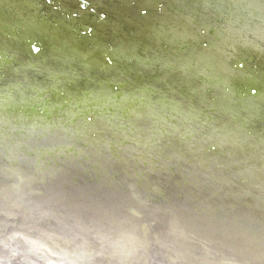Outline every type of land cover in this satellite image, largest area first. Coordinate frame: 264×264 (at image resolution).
<instances>
[{"label":"bare ground","instance_id":"bare-ground-1","mask_svg":"<svg viewBox=\"0 0 264 264\" xmlns=\"http://www.w3.org/2000/svg\"><path fill=\"white\" fill-rule=\"evenodd\" d=\"M214 3L212 7H197L202 12L199 15L212 19L209 32L215 31L217 23L223 24V19L236 17L237 27L233 31L217 27L227 30L225 33H234L245 25L235 16L234 8L221 7L217 0ZM20 9L17 11L15 5L0 0V12L7 16L3 28L10 29V36H18L15 31L21 30L30 31L31 36L40 34L46 18L37 19ZM28 17L38 24L30 23ZM178 18L184 19L181 14ZM70 19L74 20L72 16ZM261 20L259 24L264 26V19ZM259 28L264 34L263 27ZM127 41L114 42L117 50L138 48L134 40ZM188 67L189 62L185 61V71ZM192 70L205 75L198 67ZM54 91L53 95L38 92L31 97L22 93L21 103L13 101L10 92L0 94V264L264 261L262 255L255 253L259 248L264 254V242L244 236L243 214L237 209L233 227L223 231L227 217L222 215L219 219L217 214L220 196L217 192L215 196L207 193L192 172L196 165L222 162L220 159L226 157L225 161L239 167L240 176L244 171L260 186L264 184L263 137L253 138L239 127L220 123L208 111L194 106L185 108L173 100L154 99L145 93L96 91L68 97ZM6 146L9 154L2 153L1 148ZM180 161L185 162V174L175 180H185L186 185L176 181L181 185L175 187L171 175H167L168 189L163 179L156 181L155 176L167 174L162 171L168 172ZM140 162L145 164L142 172H148L144 180L132 174V170L140 171L134 168ZM116 172H120L121 179L115 187L120 186L125 194L110 197L102 187H109L111 173ZM205 194L210 198L205 199ZM109 204L123 212L107 207Z\"/></svg>","mask_w":264,"mask_h":264},{"label":"water","instance_id":"water-1","mask_svg":"<svg viewBox=\"0 0 264 264\" xmlns=\"http://www.w3.org/2000/svg\"><path fill=\"white\" fill-rule=\"evenodd\" d=\"M218 2L220 3V1ZM220 4L227 9L234 8V6L226 2H221ZM0 14V21H2L0 22V69H4L8 67L11 62L17 61V65L11 72V78L8 80L9 83L5 82L4 85L0 83V94L10 92L12 94L11 99L17 103H21L22 98L20 97L22 93H25V95L27 94L28 97L36 95L38 92H43L45 95H53V92H55L54 90L61 91L60 94H65V96L68 97H77L78 95L86 96L96 91L106 93L119 92L122 94L145 93L154 99L173 100L178 104H182L185 108L194 106L202 112L208 111L212 113L220 123H226L231 127H239L241 130L250 133L253 138H264V78L262 75L240 77L234 70L230 69L223 60L207 65L202 61L198 53L191 51L184 57L172 59L159 55L160 58L152 57L150 61H148L149 65H154L156 62L160 61L163 71L166 70L168 72L170 71L169 73H178V76L174 75L176 77L173 78V84L170 85H160L158 82L159 79H165L169 76V74H165L161 75L163 78L156 80L149 77L150 79L144 80V86L140 85L142 82L139 84L134 83L137 81L135 78L131 81L130 78H123L122 76L113 78L105 76L102 81L92 88L88 86L83 88L78 85L74 87L70 84L71 80L76 79L82 71L90 74L89 70H91V67H85L87 66V61L77 56L75 51L66 50L69 40L64 39L65 37H59L56 40L57 42H55L57 43L55 47L47 49L45 54L39 57L37 56L41 53L40 49H42L40 42L37 44L38 38H40V41L43 40L44 43L54 42L52 36L55 37L54 32L59 30L60 26H56L54 30L49 29L50 31L48 34L43 37H40L43 33L42 30L40 34L32 33V36L28 35L30 31L27 30H21L22 32L18 36H10L8 33H1L3 30L8 31L10 29L3 28L4 17L2 13ZM135 50L134 47H131L129 51H121L122 53H118L117 49L106 53L107 56L108 54L110 56H115V60L120 61L121 56H124L123 53L127 52V54H132ZM81 51L85 53V57H90L93 54V50H90L89 47H84ZM30 53H35L37 55L33 57ZM127 57L131 58V55ZM187 59H190V61ZM125 60L127 61L129 59L125 58ZM48 61H57L56 66H48ZM185 61L189 62V67L186 71ZM98 62L100 66L96 67L97 70H99V68H106L103 67L107 66L106 64H101L100 60H98ZM75 63L79 65H75ZM78 66L82 69L76 68ZM205 66H208V68H204ZM194 67L202 69V74H205L204 77L207 79L199 75L196 70H192ZM29 70H33L36 73L48 74L51 82H48L47 86L35 84V82L30 81L32 78H29ZM127 72V70H124L119 73L124 74ZM213 73L216 75H213ZM145 77L147 78L148 76L145 75ZM131 83L138 85L134 87L129 86ZM1 149L3 150L2 153L9 154L7 153L9 151V146ZM220 160L222 162L217 160L208 165H196V168L192 170L194 178L199 183H202V185L204 184V190L206 192L210 191L209 193L214 196L217 192L220 196L221 204L219 205L220 210H217V214L219 215V219L222 215H224L225 218L227 217V220H225V229H223V231L226 230L228 226L233 227L235 214L236 212L238 213V209L240 214H243L244 217L242 222L244 224L243 232L245 238H253L256 241L264 242V184L261 183L260 187L259 182L255 180L252 175L245 174L244 171L240 176L238 174L239 167L233 165L231 161H225L226 157H222ZM175 166L176 167H170L168 172L162 171V173L167 174H161V178L155 176L156 181L163 179L162 181L167 185V189L170 184L167 183L169 181L167 175H171L170 181L175 187L176 185L177 187L181 185L176 181L181 182L183 186L186 185L185 180H175L176 176L180 177L181 174H185V171H183L185 162L180 161V165L177 163ZM143 167H145V164L140 162L134 167L140 168V171L133 172L132 170V174L136 175L138 180H144V175H148L147 171L142 172ZM170 171L172 173H169ZM188 171L192 178L191 170ZM90 172L91 171H89L88 174ZM100 177H102V175H100ZM120 179V172L111 173L109 179L111 183H109V187L105 185L102 187V190H107L106 193L110 197L125 194L120 186L115 187V184L118 183ZM195 184L196 183H193L192 186ZM98 191H100V189ZM166 196L169 197V194ZM204 198L209 199L210 197L205 194ZM239 204H241V207L238 208ZM107 207L116 210L118 213L123 212L120 208L114 206V204H109ZM256 241L255 244L257 243ZM247 243L249 244V242ZM262 246L264 247V244ZM255 253H257L256 255L259 254L264 257V254H262L259 248L255 250ZM248 254H251V252ZM253 254L252 252V255ZM252 264H264V261L253 260Z\"/></svg>","mask_w":264,"mask_h":264},{"label":"rangeland","instance_id":"rangeland-1","mask_svg":"<svg viewBox=\"0 0 264 264\" xmlns=\"http://www.w3.org/2000/svg\"><path fill=\"white\" fill-rule=\"evenodd\" d=\"M3 1L7 3L10 2L12 5H15V10L17 11L21 10L20 7L23 8L22 10L23 13L25 12L30 14L32 13L36 15L34 17H37V19L44 18L45 20L46 18L45 23L41 24V30L43 31V34L40 37H43L46 34H48V32L50 31L49 29L54 30L57 24L61 26L59 30L54 32L55 37L52 36L54 42L44 43L43 40L40 41V38H38L37 44L40 42L42 47V49H40L41 53L39 55L45 54L47 49L55 47L57 44L55 42H57L56 40L59 37L64 36L65 37L64 39L69 40L70 43H68L66 50L75 51V54L77 56H80L87 61L86 62L87 66L85 67H91L92 70V71L89 70L90 74L82 71V73H80V75L76 79L71 80L70 84L74 87L78 85L83 88L86 86L92 88L100 81H102L103 77L105 76H109L108 78H113L116 76H122L123 78H128L130 76L129 78L131 79V81H133L132 79L135 78L137 81L134 83L139 84L142 82L140 85L144 86L145 85L144 80L150 79L151 77L156 80L159 78H163V76L161 75H165V74H169V76L165 79H159L158 82L160 83V85H165V84L170 85L173 84L172 80L173 78L178 76V73L176 72L169 73L170 71L168 72L166 70L163 71L162 64L160 61L156 62V64L154 65H149L148 61H150V58L152 57L160 58V56L162 55L168 56L172 59L176 57H184L188 52H191L189 49H192L194 53H198L200 58H202V61H204V63H206L207 65L213 64V62L215 63L219 60H223L229 66V68L234 70V72L240 77H245V76L253 77V75L259 76L262 75V72H264V61H260L261 58L262 60H264V34L261 33L259 30L260 29L259 27H263L261 29L264 30V26L259 24L262 23L261 19H264V0H260V1L217 0V2L218 1H220V3L226 2L234 6L235 16H238V19L245 24L243 27L239 26L238 28H236V31L234 33L232 32L225 33L227 30L225 29L222 30V28L217 30V27H227L229 31H233L232 28L235 26L237 27V24L235 23L236 17L231 20H226V19L221 20L220 22H222L223 24L217 23L215 25L216 28L215 31L209 32V27H211L212 19L209 20L199 15V13L202 12L197 11V7H203L204 5L207 6L211 5L210 7H212V5H215L214 3L215 0H3ZM220 6L222 7V5ZM1 9L4 10L2 7ZM260 13L262 17H260ZM179 14L183 15L184 19L182 20L179 19L178 18ZM71 16L74 19L73 21L71 19L69 20V17ZM6 17L7 16H5L4 18ZM58 19L60 20V22ZM65 19L68 20L66 21ZM112 19L113 21H111ZM28 21L30 23L38 24L31 17H28ZM56 21L58 23H55ZM71 21H72L71 25L72 26L74 25L77 29L69 25L67 26V24H70ZM79 21L81 22L80 23L81 25L79 24V26H77L76 24L79 23ZM185 25H189L190 27ZM20 32L16 31V34L20 35L21 34ZM116 32L118 35L116 34ZM1 33H8V31L3 30V32ZM259 33H261L262 35H259ZM183 38L185 42L182 40ZM120 40L124 41V43L126 42V40L130 42L131 40L132 41L134 40L133 43L135 44L137 43V47H138L136 48L137 52L136 51H135L136 53L133 52L131 54L132 55L131 58L127 57L130 61L129 60L125 61L126 56L130 55V54L127 55L126 52L125 54L123 53V55L125 56H121L120 61H116L115 56L114 58L109 54L108 56L107 54H104L109 51H114L113 49H117L115 45ZM228 40L230 42H228ZM205 41L207 42L206 44ZM231 41L233 43H231ZM193 45H196V47ZM189 46H191V48ZM84 47H89L90 50H93L92 56L90 57L84 56L85 53L81 51L83 50ZM176 50L179 52H177ZM121 51L124 50L122 49ZM121 51H118V53H122ZM234 53H236L237 55ZM30 54H32L33 57L37 55L35 53H30ZM232 54L235 56H233ZM39 55L37 56L39 57ZM98 59L101 61L100 62L101 64L104 63L107 65V66H103L106 67L105 69L103 68H99V70L96 69V67L100 66ZM209 60L211 61V63ZM56 63L57 61L54 62L48 61L47 65L56 66ZM16 65H17V61H13L8 65V67L4 69H0V83H2L1 85H4L5 82L9 83L8 80L9 78H11L12 75L11 72ZM75 65H79V64L75 63ZM76 68L82 69L80 66ZM124 70H127L128 72L120 75L119 72H122ZM29 72H30L29 78H32L30 79V81L35 82V84L38 85L42 84L43 86L44 85L47 86L48 82L49 83L51 82L49 79V75L46 73H39V72L36 73L33 70H29ZM145 75H147L148 77L146 78ZM138 84L135 85L131 83V85L129 84V86L134 87L137 86Z\"/></svg>","mask_w":264,"mask_h":264}]
</instances>
